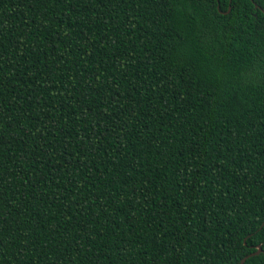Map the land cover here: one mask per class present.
Masks as SVG:
<instances>
[{
  "label": "trees",
  "instance_id": "obj_1",
  "mask_svg": "<svg viewBox=\"0 0 264 264\" xmlns=\"http://www.w3.org/2000/svg\"><path fill=\"white\" fill-rule=\"evenodd\" d=\"M262 11L0 0V264L264 251Z\"/></svg>",
  "mask_w": 264,
  "mask_h": 264
},
{
  "label": "water",
  "instance_id": "obj_2",
  "mask_svg": "<svg viewBox=\"0 0 264 264\" xmlns=\"http://www.w3.org/2000/svg\"><path fill=\"white\" fill-rule=\"evenodd\" d=\"M230 1V0H229ZM255 8H259L257 5H255ZM230 10V7L228 8L227 12ZM226 12V13H227ZM264 13V11H262ZM264 222L262 223L261 227L263 226ZM260 253H264V251H262L261 247L258 246L256 248V251L255 252H252L250 254H248L247 256L243 257L237 264H244L245 261L249 258V257H253V256H257L259 255Z\"/></svg>",
  "mask_w": 264,
  "mask_h": 264
}]
</instances>
